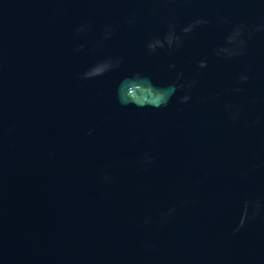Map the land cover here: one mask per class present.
I'll use <instances>...</instances> for the list:
<instances>
[{
  "label": "water",
  "instance_id": "95a60500",
  "mask_svg": "<svg viewBox=\"0 0 264 264\" xmlns=\"http://www.w3.org/2000/svg\"><path fill=\"white\" fill-rule=\"evenodd\" d=\"M0 264H264V0H0Z\"/></svg>",
  "mask_w": 264,
  "mask_h": 264
}]
</instances>
